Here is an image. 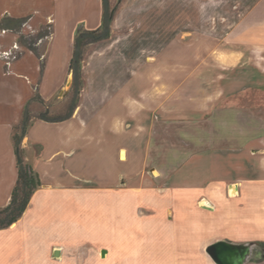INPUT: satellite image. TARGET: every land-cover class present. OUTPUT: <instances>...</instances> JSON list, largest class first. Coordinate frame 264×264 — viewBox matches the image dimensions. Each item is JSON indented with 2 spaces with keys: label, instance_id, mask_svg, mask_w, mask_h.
Masks as SVG:
<instances>
[{
  "label": "rangeland",
  "instance_id": "1",
  "mask_svg": "<svg viewBox=\"0 0 264 264\" xmlns=\"http://www.w3.org/2000/svg\"><path fill=\"white\" fill-rule=\"evenodd\" d=\"M115 6L116 15L122 11L119 30L138 33V40H110L106 57L88 61L86 96L99 95L96 82L126 79L132 70L142 77L150 67L152 82L126 90L134 92L138 110L124 108L123 178L41 186L26 216L38 241L27 230L2 231L0 264H217L206 248L221 240L249 248L244 264H264V240L241 232V239L231 241L209 226L180 225L181 210L219 209L209 200L213 209L202 207L205 196L196 180H181L185 151L206 155L220 142L243 146L264 136V0H118ZM231 53L234 60L227 57ZM232 60L236 66L228 65ZM108 67L105 77L99 70ZM165 81H171L167 88ZM72 83L73 74L68 98L54 100L49 116L68 112ZM217 103L238 111L223 118L229 131L219 140L204 134L214 126L209 118ZM92 106L97 111L101 104ZM132 112L138 119L128 120ZM135 128L138 137L129 136ZM135 159L139 168H132Z\"/></svg>",
  "mask_w": 264,
  "mask_h": 264
},
{
  "label": "crops",
  "instance_id": "2",
  "mask_svg": "<svg viewBox=\"0 0 264 264\" xmlns=\"http://www.w3.org/2000/svg\"><path fill=\"white\" fill-rule=\"evenodd\" d=\"M117 1L110 0L111 6L114 7ZM121 12L115 16L111 37L87 48L83 63L84 89L73 116L61 122H48L39 118L40 103L32 102L30 105L31 122L22 142L23 158L39 174L42 186L50 182L68 187L77 179L123 178L121 152L124 150L125 137L124 110L128 107L124 108L129 105V110L133 107L138 110L134 92L126 90L151 87L150 67L142 72V77L140 70H132L135 74L126 79L120 76L118 80H100L95 83L99 95L91 98L86 96L91 83L86 76L88 61L93 57H106L108 52H104V46L110 40H138V33L132 31L126 34L119 30ZM6 15L28 17L22 29L27 36L35 37L47 26L50 27V35L37 41L39 58L33 51L19 45L16 33L0 30V208L9 204L18 180L13 140L15 127L20 125L26 105L36 93L51 104V111L55 108L52 105L54 100L68 98L72 77L69 66L74 54L76 30L79 25L87 30L101 26L103 0H0V20ZM42 45H46L44 52L40 51ZM18 51L21 52L15 60H7ZM227 57L234 60L236 55L231 53ZM233 60L227 62L229 66L237 65L232 64ZM111 70L108 67L100 68L99 71L106 77ZM115 71L120 75L124 73L119 67ZM167 83L171 81H165L162 86L167 88ZM187 83L184 81L182 87L187 88ZM97 101L101 107L96 111L92 105ZM235 113L238 111L233 106L226 109L217 103L209 118V123L214 126L204 134L216 136L218 140L226 138L229 120L223 118ZM130 115L128 120L138 119V114L132 112ZM129 132L128 135L134 137L140 134L137 128ZM221 144V147L206 155L208 151H185L181 180H186V184L196 180L197 184L202 185L203 199L217 202L219 209L214 212L181 210L180 225L187 227L190 223L191 226H209L215 234H223L225 239L231 241L241 239V235H238L241 232L250 240L263 241L260 233L264 229V136L243 146ZM130 163L132 168H139L141 164L138 160H130ZM152 170L153 167L150 168ZM231 185L238 187V196L234 198L229 195ZM37 191L23 217L11 227L0 230V233L27 230L32 241H38L34 225L29 218L26 219ZM189 215L194 219L189 221ZM25 220L27 224H22Z\"/></svg>",
  "mask_w": 264,
  "mask_h": 264
},
{
  "label": "trees",
  "instance_id": "3",
  "mask_svg": "<svg viewBox=\"0 0 264 264\" xmlns=\"http://www.w3.org/2000/svg\"><path fill=\"white\" fill-rule=\"evenodd\" d=\"M117 13V6L112 7L110 0H103L102 24L95 30H87L79 25L75 33L74 54L70 62L69 70L73 74L71 87V99L68 112L65 115L49 116L50 105L39 93H36L27 103L22 121L15 127L13 140L17 155L18 180L13 189L11 200L5 207L0 208V230L7 229L18 222L25 214L35 192L42 186L39 174L34 168L25 163L23 158L22 142L29 129L31 122L30 105L38 102L46 107V111L39 115L40 119L48 122H61L71 118L79 106L81 93L84 89L83 63L85 60L86 49L95 43L107 40L112 34V25ZM28 17L14 18L9 15L0 20L1 31H12L18 35L20 46L33 51L41 58L37 41L50 35V31H40L35 37L27 36L22 32L23 26L28 22ZM44 65L41 66L43 70ZM264 244V242H263Z\"/></svg>",
  "mask_w": 264,
  "mask_h": 264
},
{
  "label": "water",
  "instance_id": "4",
  "mask_svg": "<svg viewBox=\"0 0 264 264\" xmlns=\"http://www.w3.org/2000/svg\"><path fill=\"white\" fill-rule=\"evenodd\" d=\"M207 253L217 264H244L249 248L227 241H218L206 248Z\"/></svg>",
  "mask_w": 264,
  "mask_h": 264
},
{
  "label": "bare ground",
  "instance_id": "5",
  "mask_svg": "<svg viewBox=\"0 0 264 264\" xmlns=\"http://www.w3.org/2000/svg\"><path fill=\"white\" fill-rule=\"evenodd\" d=\"M229 189H232L233 190L232 191V196L233 197H235L234 194H238V187H237V185H231ZM201 205H202V207H204L206 209H213V205L209 201L204 200V201H202Z\"/></svg>",
  "mask_w": 264,
  "mask_h": 264
},
{
  "label": "flooded vegetation",
  "instance_id": "6",
  "mask_svg": "<svg viewBox=\"0 0 264 264\" xmlns=\"http://www.w3.org/2000/svg\"><path fill=\"white\" fill-rule=\"evenodd\" d=\"M260 235L264 236V233H261Z\"/></svg>",
  "mask_w": 264,
  "mask_h": 264
}]
</instances>
